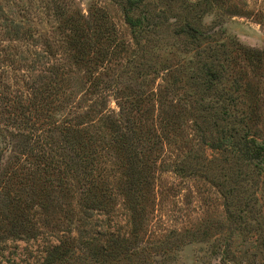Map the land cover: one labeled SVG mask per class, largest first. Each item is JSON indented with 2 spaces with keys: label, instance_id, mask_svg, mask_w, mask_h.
Here are the masks:
<instances>
[{
  "label": "trees",
  "instance_id": "trees-1",
  "mask_svg": "<svg viewBox=\"0 0 264 264\" xmlns=\"http://www.w3.org/2000/svg\"><path fill=\"white\" fill-rule=\"evenodd\" d=\"M111 1L120 8L136 46L133 58L120 75L112 67L116 57L129 50L104 13L86 17L56 8L60 23L57 32L62 40L55 51L48 40L44 41L42 35L36 37L34 29L25 27L22 20L17 22L6 16L0 4V27L9 41L33 40L45 47L34 52L32 61L13 51L7 54L12 66L17 62L34 72L36 64L47 73L31 87L32 95L2 96L4 92H0V118L8 122L4 131L0 128V142L10 154L0 177V188L6 191L0 200L9 207L5 221L10 237L26 244L45 242L41 256L32 264L113 262L127 239L109 232L105 245L108 232L96 228V214H109V202L115 195L102 153L114 159L116 172L120 173L118 194L125 198L136 236L145 220L143 205L153 179L154 162L166 146H172L186 110L202 149L222 158L220 161L215 157L211 164L224 162L226 167L220 166L217 172L205 166L203 160L199 164L198 152L191 151L173 163L177 176L204 177L225 195L234 221L237 211L251 212L243 195L264 177V140L254 129L256 116L246 94L250 86L244 87L246 81L236 71L241 56L258 71L264 70V51L228 43L215 31L207 30L203 25L209 11L207 0L191 2L187 14L176 12L172 3H166L164 10L151 0ZM171 37L186 46L194 45L182 52L189 57L188 65H181L174 74H169L171 68H163L168 73L161 79L165 85L158 91L148 90L153 77L161 73L156 68L160 58L155 52L156 43L162 44ZM58 55L63 57L58 59ZM72 68L87 72L89 92L95 98L88 112L77 111L81 108H73L72 97H67L66 76ZM124 75L131 84L124 85ZM111 97L118 110L109 106ZM98 116L107 134L103 146L88 128ZM76 195L82 214L75 222L78 236L45 238L35 217L45 215L42 222L48 224L52 209L63 210L64 201L74 200L71 198ZM71 211L76 214L74 209ZM70 215L74 216L71 212ZM249 219L260 226L256 227L254 248L264 259V219L260 223ZM224 253L225 264L242 263L248 256L247 252L235 256L231 249Z\"/></svg>",
  "mask_w": 264,
  "mask_h": 264
},
{
  "label": "rangeland",
  "instance_id": "rangeland-1",
  "mask_svg": "<svg viewBox=\"0 0 264 264\" xmlns=\"http://www.w3.org/2000/svg\"><path fill=\"white\" fill-rule=\"evenodd\" d=\"M193 1L209 2V11L203 18V25L207 30L215 31L228 43L233 41L245 48L264 51V0H151L164 10L166 3H172L176 12L184 14L190 11L187 7H190ZM0 2L6 16L17 22L22 20L25 27L34 29L36 37L42 35L44 41L48 40L55 51L62 40L57 32L60 23L57 19L56 8L61 7L72 14H81L86 17L91 13L95 17L104 13L108 18L107 21L114 25L120 42L129 50L123 51L116 57L112 68L118 73L117 75L126 70V65L134 56L136 46L131 31L125 23L120 8L111 0H0ZM161 8L159 7V10ZM9 40L4 29L0 27V92H4L1 95L12 96L18 93L23 97L30 96L34 92L31 87L35 86V82L47 73L38 68L36 64L34 72L28 66H22L17 62L12 66L7 54L13 51L20 56L29 57L32 61L35 59L34 52L45 48L44 43L38 45L33 40L23 42ZM193 46H186L184 42L173 37L166 39L162 44L156 43L155 52L160 56L156 68L161 73L153 77L152 83L149 82L151 85L148 90L158 91L161 85H165L161 79L168 77V73L163 68H171L169 74H174L180 69L179 67L188 65L189 57L182 52L192 49ZM62 57V55L57 56L58 59ZM238 61L236 71L240 72L245 79L244 87L247 84L250 86L246 94L250 100L248 101L252 102L254 118L256 116L253 121L254 129L262 138L261 140H264V70L258 71L259 69L245 62L243 56ZM13 69L17 70L12 71ZM66 78L68 84L66 93L67 97H72L73 108L80 107L81 109L78 108L77 111L81 112L91 110L90 106L94 102V97L91 96V91L89 92L90 81H88L87 72L84 69L79 71L77 68H72L71 74ZM127 80V76L124 75L122 79L124 85L131 84ZM109 106L118 110L117 103L112 97L109 98ZM156 109L158 112V105ZM189 114L186 110L185 116L180 121L181 126L171 141L172 146H166L162 156L154 162L153 179L143 205L145 220L136 236L132 232L133 226L130 212L125 206V198L118 194L120 173L116 172L114 159L111 156L109 159L106 153H102V156H107L103 158V161L107 162L106 167L111 176L115 195L109 202L110 213L96 214L95 222H99L96 228L98 231L108 232L103 240L105 245L108 242L107 238L110 237L109 232L114 233L115 237L121 236L127 239L119 249L120 255L110 264H225L223 258L225 257L224 251L227 249H231L235 256L241 254L244 256V252H247L248 256L244 258V262L239 264H264L260 251L254 248L258 237L256 227L260 228V226L249 219L252 217L257 223L264 219V177L260 183H256L243 195L250 203L251 212L245 214L237 211L235 214L237 221H234L228 211L225 195L219 189L204 177H181L174 173L173 163L179 158L186 157L191 151L198 152V157L201 158L198 161L199 164L204 161L205 166L208 165L217 172L220 171V166L226 167L224 162L220 165L217 162L215 165L211 164L215 157L220 161L222 158L217 153L202 149L193 131ZM0 119L2 121L0 128L4 131L8 122L3 118ZM89 124H92L88 126L90 132L95 133L98 144L103 146L106 142L103 139L107 134L102 128L103 124H100L99 116L95 118L94 123ZM10 130L14 131V129ZM99 140H102L101 144ZM4 147L5 145L0 142V177L5 173L6 161L10 156L7 148ZM3 148L4 151H2ZM5 192L0 188V195ZM75 197L78 195L71 198L74 200L64 201L63 210L54 211L52 209L53 211L48 214V224L42 222L46 220L45 215L42 218L35 217V220L39 222L38 227L45 232V238H50V236L63 238L64 235L76 238L78 236L77 228L79 227L75 222L82 214L77 206L78 198ZM0 198L3 199L2 196ZM73 209L76 214L71 211ZM70 212L74 216H71ZM8 215L9 207H6L4 201L0 200V247L2 248L0 264L34 263L35 258L41 256L40 251L44 249L45 242L42 240L38 243L26 244L10 237L7 233L9 225L5 221ZM102 221L106 223L102 224ZM178 233L183 236L177 237ZM52 240L54 241L55 238ZM239 252L241 253L238 254ZM76 254L82 257L80 253ZM229 257L233 258L230 254Z\"/></svg>",
  "mask_w": 264,
  "mask_h": 264
}]
</instances>
